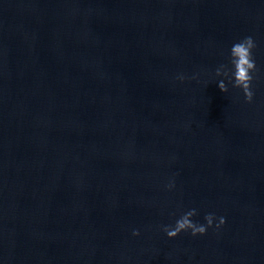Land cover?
Returning a JSON list of instances; mask_svg holds the SVG:
<instances>
[{
    "label": "water",
    "instance_id": "95a60500",
    "mask_svg": "<svg viewBox=\"0 0 264 264\" xmlns=\"http://www.w3.org/2000/svg\"><path fill=\"white\" fill-rule=\"evenodd\" d=\"M0 264H264V0H0Z\"/></svg>",
    "mask_w": 264,
    "mask_h": 264
},
{
    "label": "clouds",
    "instance_id": "9594fccd",
    "mask_svg": "<svg viewBox=\"0 0 264 264\" xmlns=\"http://www.w3.org/2000/svg\"><path fill=\"white\" fill-rule=\"evenodd\" d=\"M257 48V42L252 35L244 36L233 41L228 48L225 56V62L219 64L215 69V82L222 92L229 91V85L239 89L243 93L246 102L251 103L254 97L253 81L259 72L254 50ZM180 80L185 79L181 74L177 77ZM176 182L170 178L165 184L169 191L175 189ZM176 217L174 223L161 225L162 231L168 238H175L182 232H190L192 236L205 235L209 228L220 229L226 222L225 216H217L215 212H208L204 215V223L194 220L198 215V209L193 207L187 210H180L177 216L176 212L170 213ZM133 236H139L140 230L133 229Z\"/></svg>",
    "mask_w": 264,
    "mask_h": 264
}]
</instances>
